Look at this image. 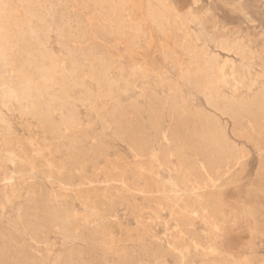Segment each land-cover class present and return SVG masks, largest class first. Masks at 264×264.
Instances as JSON below:
<instances>
[{
  "label": "rangeland",
  "instance_id": "1",
  "mask_svg": "<svg viewBox=\"0 0 264 264\" xmlns=\"http://www.w3.org/2000/svg\"><path fill=\"white\" fill-rule=\"evenodd\" d=\"M18 1L0 0V264H264V112L238 102L264 91V0H170L143 33L129 7ZM209 136L229 170L199 183Z\"/></svg>",
  "mask_w": 264,
  "mask_h": 264
},
{
  "label": "bare ground",
  "instance_id": "2",
  "mask_svg": "<svg viewBox=\"0 0 264 264\" xmlns=\"http://www.w3.org/2000/svg\"><path fill=\"white\" fill-rule=\"evenodd\" d=\"M152 1L157 2L158 5L155 6L154 4H152ZM152 1L148 0L146 5L142 6L136 0H95V2L98 5H101V8H102V5H103V7H104V5H108L109 10L112 12H115V14L117 16H119L126 7H129L131 9L135 10V12L137 13V16H138V22L137 23L134 22L135 24L131 27H133V30L136 33H141V32L143 33L144 32V31H141L142 30L141 29L142 26L140 27V21L141 20L148 21V22L154 24L158 30H161L163 27V19H164L162 9L163 8L175 9L174 5L170 2V0H152ZM19 2H20V0L18 1V3ZM21 2L23 3V1H21ZM27 2H29V0H27ZM36 2H37V0H36ZM29 6H31V5L29 4ZM120 23H122L121 19H120ZM109 26H111V25H109ZM1 30H3V29H1ZM105 30H107V29H105ZM0 44H2V43H0ZM235 46H236V44H235ZM235 49L237 50V47H235ZM90 65H91V63H90ZM56 67H58V66H56ZM47 68L48 67H46V69ZM55 73H57V72H55ZM68 98H69V96H68ZM238 102H239V104H241L244 107V109L242 108L243 110H246L252 106H255L256 108L258 107V109L260 108L264 112V91H259V93L256 94L252 100H247L246 97H242ZM233 103H235V102L228 101L227 103H225L221 109V112L223 114L230 113L232 111V108L234 105ZM236 104H238V103H236ZM184 114L186 115V113H184ZM178 149H179V147H178ZM197 152L199 153V155L201 156L203 161L201 164L195 160L192 161V163H190V169H191L190 172L192 173V175L197 177V180L200 181L199 183H202L204 178H208V179L212 180L214 176L220 177L221 175H223L224 173H226L229 170V166H228L229 160H228V157L226 155L227 151L221 145H219L216 142L215 136L205 137V139L203 140V143H201L198 146ZM192 187L194 188V186H192Z\"/></svg>",
  "mask_w": 264,
  "mask_h": 264
}]
</instances>
